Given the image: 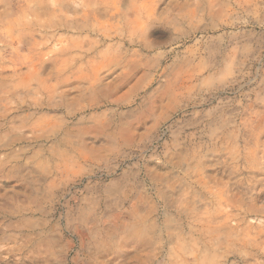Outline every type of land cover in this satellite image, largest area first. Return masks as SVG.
I'll return each instance as SVG.
<instances>
[{"label":"rangeland","instance_id":"rangeland-1","mask_svg":"<svg viewBox=\"0 0 264 264\" xmlns=\"http://www.w3.org/2000/svg\"><path fill=\"white\" fill-rule=\"evenodd\" d=\"M0 264H264V0H0Z\"/></svg>","mask_w":264,"mask_h":264}]
</instances>
